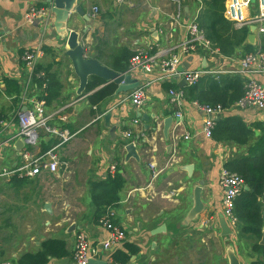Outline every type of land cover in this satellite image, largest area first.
Instances as JSON below:
<instances>
[{
	"label": "crops",
	"instance_id": "crops-1",
	"mask_svg": "<svg viewBox=\"0 0 264 264\" xmlns=\"http://www.w3.org/2000/svg\"><path fill=\"white\" fill-rule=\"evenodd\" d=\"M77 4L82 14L71 12L69 29L80 33L87 57L97 59L115 72L118 71L113 67L118 59L130 53L129 64L140 49H147L157 64L177 54L178 51L170 49L187 36L181 25L198 16L200 11L190 0H77ZM31 6L50 8L46 0H0V34L3 36L0 85H4L0 90V111L5 124L0 127V167L16 166L24 153L40 156L53 148L57 169L49 172L42 168L39 175L31 178L11 176L0 179V189L5 186L11 194V211L24 216L34 215L33 221L23 220L21 225H17L25 239L22 240L19 234L21 239L11 242L10 251L4 250L0 264L10 262V258L17 259L24 252L40 250L41 243L49 239L63 241L68 264H76L72 255L79 232L85 233L89 245L101 252L100 242L107 238L108 231L100 223L102 216L96 219L95 197L107 189L108 177L115 172L122 176L125 185L117 192V201H112L110 205L113 206L106 207V211L109 209L114 213L112 220L124 228L126 238L112 246V255L116 251L127 250L126 244L132 243L139 251L131 256L128 264H221L219 255L208 257L205 253L206 240L202 233L206 229L213 230L219 247L225 244L226 239L220 235L217 222V214L222 213L224 192L219 184V174L224 163L244 154L247 146L217 142L211 138L212 135L206 138L203 134V111L195 101H187L182 92V88L188 85L179 87L180 77L177 76L159 80L160 68L157 65L148 74L140 69L130 70L128 67L126 70L141 84L148 80L145 100L138 108L126 99L129 93L115 95L116 85L111 96L91 103L88 96L110 84L103 80L102 85L78 97V79L65 56L63 41L52 27L53 14L47 21L34 19L27 22L24 14ZM94 7H97L96 11ZM177 12L180 13L181 24L170 35L168 23ZM255 12L256 5H251L247 14L253 17ZM260 37L256 35V44ZM30 51L35 52L36 67L41 68L43 75H54L61 86L57 100L50 105L45 103L47 124L73 136L59 144L55 137L45 135L40 129L36 145H26L22 156H18L13 142L18 134L16 111L20 96L19 103H14L12 97L5 94L4 83L5 79L16 80L22 88L27 74L24 58ZM162 51L168 52L161 54ZM238 60L223 56L214 58L198 49L195 54L183 57L178 68L179 71L185 70L183 63H186L188 69L231 70L238 69ZM224 73L227 72L204 76ZM254 78L264 86V75ZM44 79L45 75L36 91L30 89L29 96L40 97L44 93ZM165 82L175 87L166 89ZM170 89L182 93L179 103L171 100ZM106 114L110 115L107 123L103 120ZM138 114L146 115L147 122ZM223 115H238L246 125L264 123V109L238 108L234 104L216 116L215 122ZM169 116L173 121L169 139L164 140L163 121ZM135 118L137 124L133 123ZM111 127H116L113 135L110 134ZM126 130L133 135L129 139L122 136ZM173 133L181 136L175 143ZM186 134L189 138L183 139ZM259 134L256 130L255 137ZM50 139L56 142L44 150L42 143ZM120 142H135L139 161L126 159L124 144L120 145ZM151 162L159 172L155 179H152L148 167ZM112 165H115L114 171H110ZM198 181L204 182L201 196L205 209L196 222L180 227L181 220H177L192 206V189ZM102 200L106 197L101 196ZM45 203L51 205V213L44 210ZM103 208L105 210V206ZM71 224L76 225L75 230L70 231ZM162 224L166 226L165 232L150 234ZM231 240H234L237 256L244 258L245 264H249L251 258H258L246 240L235 236ZM101 256L102 252L99 253ZM54 259L50 258V264Z\"/></svg>",
	"mask_w": 264,
	"mask_h": 264
},
{
	"label": "built area",
	"instance_id": "built-area-1",
	"mask_svg": "<svg viewBox=\"0 0 264 264\" xmlns=\"http://www.w3.org/2000/svg\"><path fill=\"white\" fill-rule=\"evenodd\" d=\"M199 1V0H198ZM226 0L224 16L226 19L231 21L236 28L255 26V33L258 36L264 34V0ZM179 3V2H178ZM251 5H256V12L253 17L248 16ZM200 7H198V10ZM97 7H94V11ZM180 13L171 16L168 28L170 35L174 29L181 24ZM50 8L31 6L24 14L25 21H32L34 19L48 20L50 18ZM197 16L195 15L191 21L181 26H185L187 36L178 43L175 47L170 50L178 51L177 54H172L170 57L161 60L158 64L154 60V56L149 54L147 49H140L135 54L129 63L130 70L140 69L143 73L148 74L152 72L155 65L160 68L159 80L166 81L172 77L183 78L187 85H195L201 77L206 74L213 72H227V73H238L245 78L244 81V93L235 103L238 108L253 107L260 110L264 109V86H262L254 77L256 75H264V53L259 49L253 53H248L244 57L238 60V69L231 70H208L203 67L195 69H185L179 71V65L183 57L195 54L198 49L209 53L212 57H222L219 50L211 45L206 39L204 31L200 28L196 22ZM3 40V36L0 34V44ZM168 50V51H170ZM168 51L160 52L165 53ZM25 65L27 74L25 76L22 90L20 93V105L16 111V119L18 123V135L23 137L25 146H35L38 140V130L42 129L46 134L55 137L59 144H63L69 141L73 134L60 130L58 128L51 127L47 124L45 117V102L44 99L39 97L29 96L30 89L36 91L37 83L34 78L42 79L44 76L42 72H36V54L34 51H30L25 54ZM1 84V82H0ZM148 86V80H145L138 88L132 90L127 100L135 108L143 105L145 100V90ZM2 87V88H1ZM4 88V85H0V90ZM171 100L176 103L180 102L182 97L181 92H177L173 89L169 90ZM197 106L204 113L203 122V134L206 138H210L212 130L215 126V117L220 115L223 111L220 105H198ZM25 107V110H22ZM180 117V114H176ZM134 124H137V118L133 120ZM5 124L0 121V127ZM155 129V128H154ZM125 139L131 138L132 132L126 130L122 135ZM181 136L177 133L172 134L173 142ZM189 136L183 135V139H188ZM58 146V145H55ZM24 149V148H23ZM23 152L21 151L22 156ZM151 171L152 179H155L158 175L156 165L154 162L148 164ZM42 168L49 172H55L57 169V158L53 153V148L48 150L45 154L40 156H31L28 153H24L22 161L14 167H0V179L18 176L24 177H35L39 175ZM115 170V165L110 167V171ZM219 184L224 189L221 211L224 215L228 225L233 229L236 228L237 219L233 214V205L235 198L241 193L244 187L243 179L236 173L230 172L225 168H222L219 174ZM114 213L111 210H107L106 213L100 218V223L108 231L106 239L100 242V249L102 256L99 257L98 250L92 248L87 240L85 233L79 232L75 237V246L73 250V260L76 264H87L90 259L103 258L107 261V264H116L112 258V246L120 243L125 239V230L120 225L113 223ZM104 252V253H103ZM9 264V263H6Z\"/></svg>",
	"mask_w": 264,
	"mask_h": 264
},
{
	"label": "trees",
	"instance_id": "trees-1",
	"mask_svg": "<svg viewBox=\"0 0 264 264\" xmlns=\"http://www.w3.org/2000/svg\"><path fill=\"white\" fill-rule=\"evenodd\" d=\"M190 1L195 6L194 8L200 7L196 22L204 31L206 39L219 50L223 57L240 59L258 49L264 53V34L261 35L257 44L252 45L247 42L249 27L236 28L231 21L225 18L226 0ZM129 56L131 57L130 53L118 59L113 69L118 72H125L129 67ZM36 72H42L41 68L36 67ZM44 75L45 89L39 98L44 99L45 103L50 105L57 100L61 86L54 75L48 73H44ZM34 81L39 86L42 79L34 78ZM244 81L245 78L238 73H224L217 76L207 75L201 77L195 85L182 88V92L187 101H195L198 105H220L223 110H228L243 95ZM102 82L99 78L90 77L84 93L102 85ZM4 84L5 94L12 97L14 103H19L21 85L16 80L7 79H5ZM164 86L166 89L175 87L168 82H165ZM115 89L114 84H106L89 95L88 100L91 103H97L105 97L111 96ZM3 119L4 115L0 111V121ZM256 130L260 134L255 137ZM45 135L47 134L45 133ZM211 138L217 142L247 146L244 154L226 161L224 168L238 174L247 187L234 200L233 214L237 219L236 238L246 240L251 251L258 254V258L255 260L251 258L249 264H264V245H259L262 228L264 227V123L256 122L246 125L238 115H223L215 122ZM55 142L56 140L50 139L47 143H42L43 149H47ZM123 144L120 142V145ZM123 185H125V180L118 172L108 177L107 189L101 195L95 197L96 219L103 216L106 207L113 206L110 205L112 201H117V192ZM101 196L106 197V200L100 201ZM113 223L116 224L114 221ZM64 247L65 243L63 241L49 239L41 243L40 250L34 253L24 252L17 259L10 258V262L7 261V263L50 264V258L60 259L68 256ZM126 249L125 251L119 250L113 253L112 258L116 264H128L131 256L136 255L139 251L132 243H127ZM4 255L5 251L0 248V259Z\"/></svg>",
	"mask_w": 264,
	"mask_h": 264
},
{
	"label": "water",
	"instance_id": "water-1",
	"mask_svg": "<svg viewBox=\"0 0 264 264\" xmlns=\"http://www.w3.org/2000/svg\"><path fill=\"white\" fill-rule=\"evenodd\" d=\"M46 2L49 4L50 12L54 16L52 27L57 33L59 39L63 41L65 56L70 60L72 70L78 79V86L76 89V95L78 97L82 96L85 92L90 77H96L103 80L104 82H110L116 85L117 89L115 91V95L130 93L132 90L138 88L141 85L138 79L136 80L132 78L130 71L115 72L100 63L97 59L87 57L85 55V50L80 39V33L75 30L69 29L71 12L82 14L81 7L77 4V0H46ZM251 2L255 3L254 0H252ZM184 10L187 12V6H185ZM183 28L185 29L186 27L184 26ZM247 42L252 45L256 44L255 26H250ZM183 66L185 69H188L189 65L183 63ZM179 80V87L187 85L183 78H180ZM22 110H25V107H23ZM140 116L147 122L148 118L146 117V115L138 114V117ZM109 117L110 115L106 114L103 117L104 122L107 123ZM172 121L173 117L171 116L165 118L163 121L162 135L164 140L169 139V132ZM115 130L116 127H111L110 134L113 135L115 133ZM24 147L25 142L23 140V137L18 135L13 142V148L17 151L18 156L21 155V151ZM123 149L125 151L126 159L134 158L139 161L135 142L126 143L123 146ZM187 170L190 173V169ZM203 183V181H198L197 184L193 187L191 195L192 206L185 212L183 217L178 220H181V222L179 223L181 227L188 226L192 221L196 222L199 218V215L204 211L205 205L201 196ZM245 189H247L246 186ZM44 210L47 213H51V205L49 203H45ZM217 222L220 229V235L222 237H225L226 239L224 248L227 263L242 264L240 258L237 256L234 244L231 242V238L234 235V230L228 225L224 215L221 212L217 214ZM75 228L76 225L71 224L70 231L75 230ZM165 231L166 226L165 224H162L159 227L151 230L150 234L156 235ZM259 245H264V227L262 228V236L259 241ZM68 261L69 259L65 257L54 259L51 264H68ZM87 264H107V261L103 258L90 259Z\"/></svg>",
	"mask_w": 264,
	"mask_h": 264
},
{
	"label": "rangeland",
	"instance_id": "rangeland-1",
	"mask_svg": "<svg viewBox=\"0 0 264 264\" xmlns=\"http://www.w3.org/2000/svg\"><path fill=\"white\" fill-rule=\"evenodd\" d=\"M10 203H11V194L7 191L6 187L4 186L0 191V246H3L4 248L3 247L0 248L6 251L11 250L12 247L10 246V244L14 239H21L22 236L21 229L17 228V225H21L23 220L33 221L32 217L34 216L32 214L24 216L20 213L12 212ZM233 230H234L233 236H235L236 238V228H233ZM202 234H203L202 236L206 240L205 246L207 248V251L205 253H208L207 254L208 257L209 255H213V254L216 256L219 255L222 258L221 264H226L227 259L225 256V248H224L225 244H223L222 247H219L217 242V235L213 230L206 229L205 231H203ZM24 239L25 238L23 237L22 240ZM231 242L234 243V240H232ZM240 260L242 264L245 263L244 258L241 257ZM223 261H226V263L225 262L223 263ZM212 264L214 263L212 262Z\"/></svg>",
	"mask_w": 264,
	"mask_h": 264
}]
</instances>
